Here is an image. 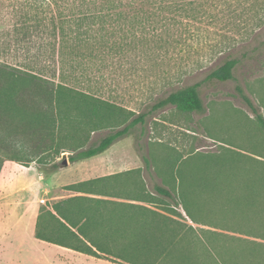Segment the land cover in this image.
<instances>
[{
    "label": "trees",
    "instance_id": "1",
    "mask_svg": "<svg viewBox=\"0 0 264 264\" xmlns=\"http://www.w3.org/2000/svg\"><path fill=\"white\" fill-rule=\"evenodd\" d=\"M204 1L1 0L0 170L5 160L44 163L63 151H71V162L96 156L151 111L168 105L182 112L204 111L201 82L165 92L136 115L71 83L76 64L84 67L79 76L85 81L91 62L122 64L136 44L150 49L167 42L158 23L170 35L177 29L167 22L168 15L197 18ZM173 21L175 27H189ZM46 58L52 62L49 73L42 70L46 62L41 69L30 63ZM237 63V58L225 59L204 80L232 79ZM238 90L264 142V116ZM102 129L109 131L86 146L91 133ZM233 144L243 149L219 144L215 161L185 155L167 163L165 184H154L152 190L141 168L67 184L63 188L77 194L45 203L34 236L118 264H261L250 251L233 250V245L248 242L262 252L264 243L226 231L264 239V145L250 151ZM143 161L149 165L147 157Z\"/></svg>",
    "mask_w": 264,
    "mask_h": 264
},
{
    "label": "rangeland",
    "instance_id": "2",
    "mask_svg": "<svg viewBox=\"0 0 264 264\" xmlns=\"http://www.w3.org/2000/svg\"><path fill=\"white\" fill-rule=\"evenodd\" d=\"M201 8L197 18H181L178 13L168 15L167 22L177 29L169 30L170 35L164 29V23L159 22L157 31L164 39L169 37L167 42H161L162 45L156 44L149 49L136 44L126 51L122 64L110 62L100 66L91 62L87 66L88 80L82 81L79 75H83L84 67L76 64V74L72 75L71 83L83 89L89 88L97 95L133 110L136 115L148 111L158 98L165 96V92L201 82L199 92L204 111L182 112L171 105L151 111L143 123L133 126L106 151L77 162L69 160L71 151H63L44 163L22 164L5 160L0 170V216L13 214L14 211L8 210L16 204L21 210L28 207L26 215L31 218L33 212L39 211L45 203L50 204L57 196L70 193L63 189L64 185L107 172H94L103 166L105 153L122 157L128 166H139L147 187L152 190L154 184H165L162 179L169 174L167 163L178 162L185 155H194L195 161L203 158L215 161L222 151L219 144L243 149L233 141L246 145V150L261 151L263 134L238 87L264 116V0H205ZM173 20L184 21L189 27L186 30L175 27L177 23ZM174 40L178 43L175 44ZM227 58L238 59L232 79L204 80L210 69ZM47 59L30 63L41 69L46 62L42 70L49 73L53 67ZM17 60L19 58H14ZM108 131L92 132L86 146L96 144ZM62 154H65L68 164L60 168ZM247 154L258 157L251 152ZM144 157L149 159L148 166L143 161ZM88 169L94 173H87ZM201 227L209 228L207 225ZM226 233L264 243V239L236 232ZM5 237L0 228V241L6 242ZM233 247V250L250 251L256 261L264 264V247L261 252L243 241ZM17 255L12 249L9 258L2 255L0 264H42L37 261V255ZM61 258L67 264H117L72 250L62 253Z\"/></svg>",
    "mask_w": 264,
    "mask_h": 264
},
{
    "label": "crops",
    "instance_id": "3",
    "mask_svg": "<svg viewBox=\"0 0 264 264\" xmlns=\"http://www.w3.org/2000/svg\"><path fill=\"white\" fill-rule=\"evenodd\" d=\"M127 163L128 162H126L125 159H123L120 156L112 157V155L105 153V155L103 156V166L99 170H95L94 172H98L101 170H107V172H103L102 174H95L93 177H88L86 179L99 177V176L111 175V174L119 173L122 171L130 170V169L140 168L139 166H128ZM88 172L91 174L94 173V172H90V169L87 170V173ZM86 179H82V180H86ZM82 180H79V181H82ZM64 190L69 191L70 193L65 194V195H59L56 197L54 201L58 199L68 198L70 196L77 194L76 192H73L67 189H64ZM109 198L113 200H122V201L137 203V204H143L142 202H138L136 200H125V199L116 198V197H109ZM12 208L13 209L8 210V212L12 210L14 211L13 214H10V215L7 214L6 217L4 215L0 216V228L6 234V237H5L6 242L0 241V258L2 257V255H5L6 257L9 258V256L12 254V249L14 253L18 254L17 255L18 257H27V256L37 255V253L33 252V251H37L39 252V254L37 255L38 257L37 261H41L42 264H55L54 263L55 260H58L56 264H67L61 261L62 260L61 256H62V253L63 254L70 253L72 249L40 240L34 236L35 221H36V216L39 211L35 210L33 212V215L30 216L31 218H29L26 215L28 207L26 209L24 208L23 210H21L17 207L16 204H13ZM34 247H37L38 249L35 250ZM90 257H93V256H90ZM97 259H101V258H97Z\"/></svg>",
    "mask_w": 264,
    "mask_h": 264
},
{
    "label": "water",
    "instance_id": "4",
    "mask_svg": "<svg viewBox=\"0 0 264 264\" xmlns=\"http://www.w3.org/2000/svg\"><path fill=\"white\" fill-rule=\"evenodd\" d=\"M67 164H68V161H67V159H66V157H65V154H62V159H61V161L59 162V167H60V168H61V167H66Z\"/></svg>",
    "mask_w": 264,
    "mask_h": 264
}]
</instances>
